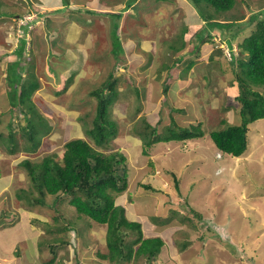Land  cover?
I'll return each instance as SVG.
<instances>
[{
  "label": "rangeland",
  "instance_id": "374dc122",
  "mask_svg": "<svg viewBox=\"0 0 264 264\" xmlns=\"http://www.w3.org/2000/svg\"><path fill=\"white\" fill-rule=\"evenodd\" d=\"M0 12H17L0 14V132L6 135L12 121L20 136L15 116L23 114L14 108L11 115L5 77L8 62L16 58L14 49L22 32L18 23H24L18 18L28 13L37 16L28 29L25 26L26 49L39 53L33 57L39 88L32 99L50 124L33 153H7L0 147V177L11 179V190L24 189L32 192L31 197L38 196L18 163L25 156L38 161L47 153L59 159L67 140L83 137L103 153L120 148L125 154L128 186L115 195V201L125 208L127 218L141 223L144 236L163 238L160 255L170 258L166 264H205L206 258L212 264H264V118L247 123L244 156L217 150L209 131L241 122L238 103L228 94L230 88L236 90L234 67L224 43L229 40H219L220 26H213L211 42L201 44L195 36L204 25L199 13L210 21H232L233 28H241L232 44L238 55V42L254 30L258 18H264V0H235L226 10L204 5L196 10L190 0H69L68 5L60 0H0ZM113 23L123 47L115 55L118 65L112 68L118 75L117 101L107 111L115 121L116 136L106 146H95L85 133L92 126L96 105L88 91L100 85L116 61L111 53ZM191 46L194 55L181 57ZM50 65L55 74L49 71ZM135 103L142 109L152 105L155 111L148 114L162 118L165 126L192 123L204 134L187 140L186 145L156 141L145 154L138 132L146 131L151 118L148 121L143 111H135ZM170 104L183 111H169ZM140 183H151L156 190L144 189ZM7 196L8 190L6 196L0 194V201ZM44 200L45 205L33 210L39 209V218L46 224L33 220L29 228L38 231L36 237H29L27 231L20 252L3 253L8 256L1 258L6 260L1 264H76L77 260L79 264H112L95 253L106 251L105 225L78 213L67 198L54 202L53 195L45 194ZM13 204L12 211L0 213L7 216L3 226L18 221L9 217L21 212L27 201L14 199ZM55 206L64 219H55ZM66 224L72 228L60 229ZM48 243L56 244L52 263L47 262L53 256ZM230 245H235V252ZM143 260L127 264H145Z\"/></svg>",
  "mask_w": 264,
  "mask_h": 264
},
{
  "label": "trees",
  "instance_id": "16d2710c",
  "mask_svg": "<svg viewBox=\"0 0 264 264\" xmlns=\"http://www.w3.org/2000/svg\"><path fill=\"white\" fill-rule=\"evenodd\" d=\"M190 1L195 5L196 10H200L201 5L215 7L217 10H226L232 7L235 0ZM60 2L63 5L69 4V0H60ZM88 12L90 11L88 10ZM14 13L0 12L4 16L13 15ZM91 13L95 12L91 11ZM112 14L118 16L120 13L111 12L110 15ZM259 14L257 13V15ZM199 15L202 17L204 25L198 28L195 36L199 38L201 44L206 41L211 42L213 26H220L218 38L221 42H224V39L229 40V44L224 43L227 45L230 62L234 67L236 90L230 88L228 94L233 95L235 102L238 103L241 117L240 123L212 129L208 135L218 151L234 157L242 156L245 154L247 145V123L264 118V18H258L254 30L238 42L240 53L235 55L232 44L235 35L241 28H233L232 21H210V18H206L200 13ZM22 16L23 14L19 18ZM36 16L37 14L34 13V21ZM116 24L113 23L111 31V53L114 54L116 61L112 64L111 70L107 71L106 77L100 85L88 91L89 96H95L96 105L92 126L87 128L85 133L95 146H106L116 136L115 121L107 113L112 102L117 101L116 93L119 91L117 89L118 75L112 70L113 67L118 65V57H115V55L121 53L123 49L120 38H118ZM25 26H27V29L29 28L28 24L20 25L22 32L18 36V44L14 49L16 58L9 61L6 68L5 93L11 103V115H13L14 108L23 114L22 117L15 116L18 119L16 124L19 127L17 130L20 133L19 137L13 126H11L12 121H9L7 125L8 132L6 135L0 132V147L7 153L21 151L29 154L35 152L40 145L41 137L50 131V124L46 117L39 112L32 99L33 93L39 88V78L33 70L36 66L34 58H37L39 53L36 50L32 52L30 49H26L27 40L25 35L27 30ZM192 44L196 46L194 43ZM194 48L191 46L184 50L181 57L188 54L194 55ZM216 48H218V45L215 46L214 52ZM198 55L199 53L195 56L198 57ZM209 57L212 58L211 55ZM179 59V56L175 58V60ZM235 68H238V70H235ZM48 69L50 72L56 73L52 65ZM71 78L69 76L66 79L67 82ZM166 90L167 84L163 85L165 94ZM165 104H169L168 100L165 101ZM141 106L139 103L136 104L135 111H143L146 114V119L151 118V123H146V131L138 132L142 139V152L145 154L148 153L149 147L156 141H176L186 145L187 140L204 134L199 125L192 123L184 126L177 125L171 121L170 114L168 116L173 124L165 126L162 123V118L157 120L150 116V113L148 114V111L153 109L152 105H148L144 109ZM168 107H171L169 111H183L182 108L174 110L173 104L168 105ZM159 111H162V108ZM162 127L165 130L162 134H159ZM157 130L160 131L157 132ZM118 141L123 142L122 138H119ZM119 149L103 153L92 146L85 138L73 137L63 144V152L59 159H55V153L44 154L38 161L25 156L18 163V166L24 169L26 177L34 188L39 191V195L30 198L32 192L18 189L16 196L19 199L25 198L29 203L39 204L45 203V194L53 195L54 202L67 198V202L78 213L87 216L91 222L105 225L106 251L95 252L100 259L107 260L112 264H127L141 257L144 259L145 264H166V262H170V258L160 255L165 244L163 238L158 235L144 236L141 223L138 220L127 218L125 208L115 201V195L123 192L128 186V164L125 154ZM150 164H152L151 161ZM173 177L175 181L178 180L174 174ZM140 184L144 189L156 190L151 183ZM55 208L58 211L55 219H64L60 209L57 206ZM191 210L197 218H202L198 211ZM91 222L87 223L91 224ZM69 223L71 222L69 221ZM61 228L68 230L72 227L66 224ZM64 240H60L61 243H64ZM39 243L41 247V241ZM184 245H186L185 241L182 242L181 246L185 247ZM46 246L49 252L53 254L52 257L47 259V262L52 263L55 261L56 244L48 243ZM233 246L235 247V245H230L232 251L235 252L236 247ZM212 262L213 260L210 258L205 259V264H212ZM76 264H79V260Z\"/></svg>",
  "mask_w": 264,
  "mask_h": 264
},
{
  "label": "crops",
  "instance_id": "0c3cea01",
  "mask_svg": "<svg viewBox=\"0 0 264 264\" xmlns=\"http://www.w3.org/2000/svg\"><path fill=\"white\" fill-rule=\"evenodd\" d=\"M10 185V178L7 176L0 177V194L6 196V192L8 190V196L3 201H0V213L7 209L11 210L14 207L13 203L14 199H16L14 195L15 190H11ZM17 216L18 217L16 218L18 221L13 223L14 225L9 224L8 226H3L7 222V216L0 214V256L3 253H14L17 250L20 252L21 245L24 242L22 240H26L25 236L27 231L29 233V237H36L38 234V231L30 229L29 225H31L33 220L36 221V223H39V209L32 212L31 209L22 208L21 212L17 213ZM23 236L24 238H22ZM7 256L8 255H2V257H0V264L1 261H6L1 260V258H7Z\"/></svg>",
  "mask_w": 264,
  "mask_h": 264
},
{
  "label": "clouds",
  "instance_id": "9594fccd",
  "mask_svg": "<svg viewBox=\"0 0 264 264\" xmlns=\"http://www.w3.org/2000/svg\"><path fill=\"white\" fill-rule=\"evenodd\" d=\"M28 14H33V15H32V19L30 20V22H32V21H33V17H34V13H28ZM20 18H21V17H20ZM20 18H18V19H20ZM30 22H29V24H30ZM20 25H21V24L18 23V26H19V27H20ZM28 26H29V25H28ZM19 35H20V33L18 34V36H19ZM17 38H18V37H17ZM18 40H19V39H18ZM226 48H227V46H226ZM227 49H228V48H227ZM162 91H163V87H162ZM235 157H236V156H235ZM237 157H240V156H237ZM17 190H18V189H16L15 192H14L15 198L18 199V200H21V199L17 198V196H16V192H17ZM31 196H32V194H31L29 197L32 198ZM22 200H24V201L26 202V199H25V198H23ZM29 204H31V205H29ZM45 204H46V202H45L44 204H39V203H29V202H27V204H26L27 206L25 207V209H31V211H34L33 208L36 207L37 205H45ZM23 208H24V207H23ZM11 211H12V209H11ZM16 217H18V216H17V213H15V214L12 215L11 217H9V220L13 221L14 218L16 219ZM39 221H40L41 224H42V223H45L47 220H41V219L39 218ZM97 225H98V224H97ZM38 247H39V244H38Z\"/></svg>",
  "mask_w": 264,
  "mask_h": 264
},
{
  "label": "built area",
  "instance_id": "2783aa9c",
  "mask_svg": "<svg viewBox=\"0 0 264 264\" xmlns=\"http://www.w3.org/2000/svg\"><path fill=\"white\" fill-rule=\"evenodd\" d=\"M32 15L33 14H27V15L22 16L19 19V22L23 21L24 23H22V24H29L30 20L32 19ZM17 30H19V29H17Z\"/></svg>",
  "mask_w": 264,
  "mask_h": 264
}]
</instances>
